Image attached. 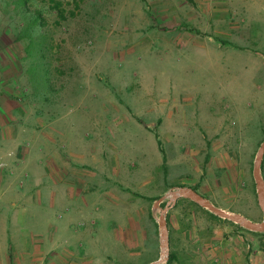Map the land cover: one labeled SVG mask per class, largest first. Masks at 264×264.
Listing matches in <instances>:
<instances>
[{
    "label": "rangeland",
    "instance_id": "374dc122",
    "mask_svg": "<svg viewBox=\"0 0 264 264\" xmlns=\"http://www.w3.org/2000/svg\"><path fill=\"white\" fill-rule=\"evenodd\" d=\"M168 127L179 139H165ZM263 140L264 0H0V256L11 264H149L162 254L161 213L168 264L192 241L181 219L193 234L239 231L243 260L264 264V230L187 197L172 204L200 171L214 206L262 222ZM80 180L91 205L69 227L94 236L56 235L45 253L49 223L74 210L49 206L58 190L46 186Z\"/></svg>",
    "mask_w": 264,
    "mask_h": 264
},
{
    "label": "crops",
    "instance_id": "0c3cea01",
    "mask_svg": "<svg viewBox=\"0 0 264 264\" xmlns=\"http://www.w3.org/2000/svg\"><path fill=\"white\" fill-rule=\"evenodd\" d=\"M166 125H170L169 120L167 119ZM176 130L174 128L169 129H164L162 130L161 133H163L165 135V139L172 141V140H176L179 139V134H177L175 132ZM190 135L189 138L190 139H194V140H203V138H207L205 136V132L203 137H197L195 136V132L193 133L192 131L189 132ZM158 134V133H156ZM177 134V135H176ZM187 135V136H188ZM215 135H218V133H216ZM70 163V161H68L67 159H62V161H60V165L59 168L61 169V167L63 165L66 166V164ZM73 165V164H71ZM113 170L116 171V168ZM70 173H72L74 175L78 174V171L75 168H69L68 170ZM202 173L200 171H197L195 176L192 178H190L192 181H189V188H195L196 192L199 193L200 195H202L203 197H205L203 195L202 192H207V182H201L200 180L202 179ZM200 183V184H199ZM83 181L80 180V185H77V182H54L50 185L52 186H46L47 189H52L53 190H58L57 191H51V198L49 199V206L54 207L56 203H66V202H71L74 204V210L71 212V214L68 216L67 221H69L70 223H66V225L63 224V226H57V225H52V223H49L48 228L51 232L50 235V240L48 241L47 245H46V249H45V253H51L55 248V242L56 240L54 239L56 235H58L59 238L60 236H62L63 234H65V232H68V238H72V237H86V238H90L93 237L94 235L92 234V228L89 229L87 228L88 226L85 225V228L82 229V231H80L79 233H75V231H71L70 227L73 222L76 219H81V221L84 220V215H86V213H88V208L91 205V200L89 198V195L87 193H84L83 191ZM206 184V185H205ZM214 186V185H213ZM45 188V189H46ZM84 193V194H82ZM90 193V192H88ZM79 195H82V201L79 204H76L75 201H77V198ZM206 199H208L212 204H216L213 203L214 201H212L210 198L205 197ZM223 208V207H221ZM225 209V208H223ZM90 214V213H89ZM95 222H91V224H94ZM179 227L178 231L180 232V234L183 237H186L187 239H191V244H189L188 246L185 247H181L180 248V255H179V260L175 263V264H248V260H243L246 254H243L244 251V247L242 245V241H243V236L240 234L239 231H236L234 234V232L228 236V239L226 236H220V232L224 233L223 231H227V230H222L220 232H218L215 229H208V230H198L196 234H193V227H190V224H188V220H187V225L184 223V221L181 219L179 220ZM5 226L4 223L2 222V229L5 230ZM89 229V230H88ZM58 231H60V233H57ZM208 234V235H206ZM3 235L5 236V233H3ZM58 242V241H57ZM54 243V246H52ZM66 243H68L67 239H66ZM194 243V244H192ZM6 247V246H5ZM12 245H9L8 250L12 248ZM7 248V247H6ZM52 248V249H51ZM243 257V258H240ZM12 261L9 259L8 255L5 254V252L1 253L0 256V264H11Z\"/></svg>",
    "mask_w": 264,
    "mask_h": 264
},
{
    "label": "water",
    "instance_id": "95a60500",
    "mask_svg": "<svg viewBox=\"0 0 264 264\" xmlns=\"http://www.w3.org/2000/svg\"><path fill=\"white\" fill-rule=\"evenodd\" d=\"M263 154H264V140L261 142V144L257 150L256 156H255V161H254V167H253V177L255 180L256 191H257V195H258V201H259V204H260V206L264 212V182H263L261 175H260V163H261ZM179 196L187 197V198L191 199L192 201H194L195 203H197L198 205H200L201 207H203V208L209 210L210 212L214 213L215 215L222 217V218H225V219H229V220L233 221L234 223H238L239 225L243 226L244 228H247L250 230H264V218H263L262 222L255 223V222H252V221L246 219L245 217H243L239 214L228 213V212L214 206L208 199H206L205 197H203L202 195H200L199 193H197L193 189L188 188V189H184L182 191H177L173 195L172 204L175 202L176 198ZM160 227H161L162 236H164V241H165L164 245L167 246L166 226H165V220H164L163 213H161V215H160ZM166 257H167V252L165 253L164 256H162V254H161L157 260H155L149 264H158L159 262L166 260Z\"/></svg>",
    "mask_w": 264,
    "mask_h": 264
},
{
    "label": "trees",
    "instance_id": "16d2710c",
    "mask_svg": "<svg viewBox=\"0 0 264 264\" xmlns=\"http://www.w3.org/2000/svg\"><path fill=\"white\" fill-rule=\"evenodd\" d=\"M27 0H21V2H26ZM52 1V0H51ZM56 10H57V14L59 15V17H63V11L57 6L56 7ZM38 15H39V13H38ZM38 21H39V19H38V17L37 16H32L31 17V22L33 23V25H35L36 24V22L38 23ZM158 145H160V141H158ZM194 191H196V189L195 188H192ZM191 203H193V204H195V205H197L195 202H193L192 200H189ZM198 207H200L201 209H203V210H205V211H207V213H209V215H210V217H212V218H215V219H221L219 216H217V215H215V214H213L212 212H210V211H208V210H206L205 208H203V207H201V206H199V205H197ZM176 259V255H175V253L174 252H170L169 253V255H168V258H167V260H166V263L168 264V263H170L171 261H174Z\"/></svg>",
    "mask_w": 264,
    "mask_h": 264
},
{
    "label": "bare ground",
    "instance_id": "6f19581e",
    "mask_svg": "<svg viewBox=\"0 0 264 264\" xmlns=\"http://www.w3.org/2000/svg\"><path fill=\"white\" fill-rule=\"evenodd\" d=\"M162 241H163V245H164V242H165V241H164V236H163V240H162ZM166 250H167V249H166V246L164 245V246L162 247V250H161V251H162V256L165 255Z\"/></svg>",
    "mask_w": 264,
    "mask_h": 264
}]
</instances>
